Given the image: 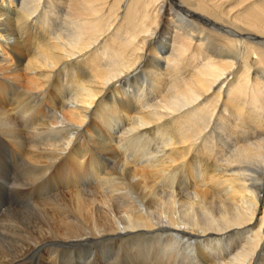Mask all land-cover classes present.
<instances>
[{
  "label": "bare ground",
  "instance_id": "1",
  "mask_svg": "<svg viewBox=\"0 0 264 264\" xmlns=\"http://www.w3.org/2000/svg\"><path fill=\"white\" fill-rule=\"evenodd\" d=\"M0 48V264H264V0H0Z\"/></svg>",
  "mask_w": 264,
  "mask_h": 264
},
{
  "label": "rangeland",
  "instance_id": "2",
  "mask_svg": "<svg viewBox=\"0 0 264 264\" xmlns=\"http://www.w3.org/2000/svg\"><path fill=\"white\" fill-rule=\"evenodd\" d=\"M1 53H2V50H1V48H0V55H1ZM4 144L1 146V147H3V148H7L8 147V145H9V143L8 142H3ZM48 181V178H46V182ZM48 183H49V181H48ZM42 184V185H41ZM50 184V183H49ZM36 186V187H35ZM51 186V185H50ZM50 186H48V189L46 188V191L44 190V187H43V182H39V183H37L36 185H34L33 187H34V190H35V192H34V197H36V196H42L45 192H49L51 189H54L52 186L50 187ZM9 197H11V195H9Z\"/></svg>",
  "mask_w": 264,
  "mask_h": 264
}]
</instances>
